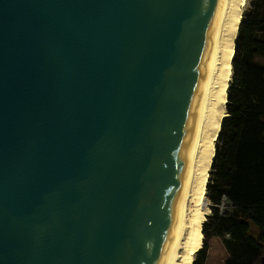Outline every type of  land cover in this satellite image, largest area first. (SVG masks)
I'll return each mask as SVG.
<instances>
[{
  "label": "water",
  "instance_id": "water-1",
  "mask_svg": "<svg viewBox=\"0 0 264 264\" xmlns=\"http://www.w3.org/2000/svg\"><path fill=\"white\" fill-rule=\"evenodd\" d=\"M218 4L0 0V264H164Z\"/></svg>",
  "mask_w": 264,
  "mask_h": 264
},
{
  "label": "trees",
  "instance_id": "trees-1",
  "mask_svg": "<svg viewBox=\"0 0 264 264\" xmlns=\"http://www.w3.org/2000/svg\"><path fill=\"white\" fill-rule=\"evenodd\" d=\"M231 66L227 115L206 186L212 214L201 226L203 239L192 264H207L210 233L223 238L226 264H261L264 256V0H250ZM224 197L230 207L221 214Z\"/></svg>",
  "mask_w": 264,
  "mask_h": 264
},
{
  "label": "bare ground",
  "instance_id": "bare-ground-1",
  "mask_svg": "<svg viewBox=\"0 0 264 264\" xmlns=\"http://www.w3.org/2000/svg\"><path fill=\"white\" fill-rule=\"evenodd\" d=\"M247 0H219L186 141L185 165L164 264H191L206 220V186L225 102L240 13Z\"/></svg>",
  "mask_w": 264,
  "mask_h": 264
},
{
  "label": "rangeland",
  "instance_id": "rangeland-1",
  "mask_svg": "<svg viewBox=\"0 0 264 264\" xmlns=\"http://www.w3.org/2000/svg\"><path fill=\"white\" fill-rule=\"evenodd\" d=\"M249 2L250 0H247L246 4L242 7V10H241V13H240V21L241 19L243 18V15L244 13L248 10L249 8ZM240 26V24H239ZM239 29V28H238ZM238 33V31H237ZM237 36V35H236ZM236 39V38H235ZM235 46V45H234ZM234 54V53H233ZM232 61V60H231ZM232 74H233V71L229 77V83L228 85L230 84L231 82V79H232ZM223 113L225 114V116L227 115V111H226V107L224 108L223 110ZM224 116V117H225ZM223 117V118H224ZM216 143H217V139L215 141V147H216ZM212 168L210 167L209 169V178H208V181L210 179V172H211ZM206 198H207V188H206ZM208 199V198H207ZM211 205L212 203L209 201L208 199V206H207V211H206V219L208 218L209 215L212 214V211H211ZM207 221V220H206ZM205 221V222H206ZM257 229V228H255ZM258 230V229H257ZM252 231L253 233L256 231ZM208 249H207V253H208V257H207V264H218V262L220 263L221 260H224L228 257V252L227 250H225L224 248V243H223V238H219V237H216L214 235H212L210 233V237H209V240H208ZM196 258V253L194 255H192V260H195ZM192 260H191V264H192Z\"/></svg>",
  "mask_w": 264,
  "mask_h": 264
},
{
  "label": "built area",
  "instance_id": "built-area-1",
  "mask_svg": "<svg viewBox=\"0 0 264 264\" xmlns=\"http://www.w3.org/2000/svg\"><path fill=\"white\" fill-rule=\"evenodd\" d=\"M229 207H230V202L226 197H224L221 205H219V209H220L221 214H225ZM225 237L229 238L230 235L226 234Z\"/></svg>",
  "mask_w": 264,
  "mask_h": 264
},
{
  "label": "crops",
  "instance_id": "crops-1",
  "mask_svg": "<svg viewBox=\"0 0 264 264\" xmlns=\"http://www.w3.org/2000/svg\"><path fill=\"white\" fill-rule=\"evenodd\" d=\"M253 234H254L253 236L256 237V233L254 232ZM224 248H225V246H224ZM225 250H226V248H225ZM228 257H229V255H228ZM228 257H227V258H228ZM227 258L224 259V260H221L220 263L218 262V264H226V260H227Z\"/></svg>",
  "mask_w": 264,
  "mask_h": 264
}]
</instances>
